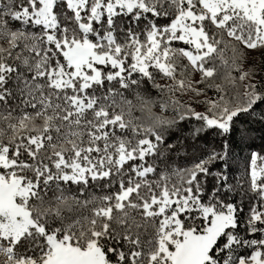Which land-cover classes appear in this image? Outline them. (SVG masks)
<instances>
[{
  "label": "snow or ice",
  "instance_id": "6c2138e0",
  "mask_svg": "<svg viewBox=\"0 0 264 264\" xmlns=\"http://www.w3.org/2000/svg\"><path fill=\"white\" fill-rule=\"evenodd\" d=\"M241 118L264 127V0H0V264H264Z\"/></svg>",
  "mask_w": 264,
  "mask_h": 264
},
{
  "label": "trees",
  "instance_id": "16d2710c",
  "mask_svg": "<svg viewBox=\"0 0 264 264\" xmlns=\"http://www.w3.org/2000/svg\"><path fill=\"white\" fill-rule=\"evenodd\" d=\"M247 118H241L240 122L237 123L236 128L239 130L236 132L233 139L235 145L232 158L229 160L230 175L233 182L241 180L244 177L245 161L246 158L253 151H261L262 145H264V127L254 122L246 123ZM249 129H252L249 131ZM191 125L185 127L182 133L176 132L172 134L173 143H182L181 136L187 137L190 135ZM242 133H246L247 137L242 138ZM218 138L215 136H208L207 142L209 144L214 143ZM197 143H200L198 141ZM253 145V147H247L246 145ZM172 160L174 166H190V161L193 159V155H190L188 151L181 150L177 153H172Z\"/></svg>",
  "mask_w": 264,
  "mask_h": 264
}]
</instances>
